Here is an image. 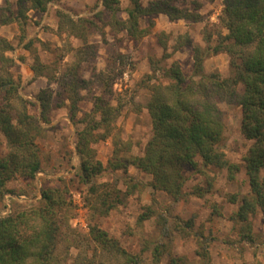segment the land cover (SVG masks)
<instances>
[{"label": "rangeland", "instance_id": "1", "mask_svg": "<svg viewBox=\"0 0 264 264\" xmlns=\"http://www.w3.org/2000/svg\"><path fill=\"white\" fill-rule=\"evenodd\" d=\"M153 1L158 0H140V4L146 8ZM118 2L117 22L103 12L100 0H60L49 4L46 12L28 11L24 22H16L17 0H0V38L11 45L12 50L7 55L15 63L10 70L20 80L19 94L33 105L29 111L35 116L39 115L37 97L41 92L51 95L47 113L50 122L42 124L43 134L36 141L42 172L33 180L16 177L6 184L4 196L13 197L8 199L10 212L36 206L41 190H65L70 206L61 251L68 247L69 262L83 253L89 257L96 253L88 238L91 224H96L130 254H141L146 249L143 258L148 260L147 249L158 239L157 226L154 219L138 222V218L145 207L153 206L159 214L168 212L172 223L175 222L172 219H179L182 225L192 221L191 229L173 232L172 257H181L186 264H264V210H257L245 224L232 220L240 199L249 191L242 160L251 142L241 134L238 106L219 105L225 126L219 149L230 164L239 167L233 180L229 179L226 169L194 171L188 168L185 196L173 204L165 193L150 188L149 175L134 167L113 170L110 166L115 154L125 158L143 155L151 131L146 110L149 88L170 82L164 72L173 63L186 78L191 77L194 48H205L209 37L214 45L218 33H225L219 24L222 0H179L180 9L191 10L194 3L200 5L197 22L171 21L165 14L143 17L140 27L146 34L138 40L130 38L120 24L126 20L125 11L131 0ZM58 12L73 20L93 21L94 26L86 32L85 39L77 38V32L70 34L69 30L59 29ZM33 66L39 67L46 77H35ZM204 71L227 77L228 56L221 53L208 58ZM74 73L78 81L75 88L78 102L73 108L75 116L70 120L67 111L70 103L66 100L68 94L64 85L72 81ZM97 98L104 99L115 109V118L106 138H102L105 135L102 130L93 132L97 141L90 146L105 167L95 179L96 183H115L122 191L127 189V184L137 185V188L123 205L106 216L91 219L87 203L90 196L77 176L76 143L77 134L86 125L93 127L100 119L93 107ZM233 196L236 197L234 203ZM5 207L0 197V216H6ZM246 235L251 239L245 238ZM201 246L207 249V260L200 256ZM102 259L105 264H122L115 258ZM159 264H169V255H163Z\"/></svg>", "mask_w": 264, "mask_h": 264}, {"label": "trees", "instance_id": "2", "mask_svg": "<svg viewBox=\"0 0 264 264\" xmlns=\"http://www.w3.org/2000/svg\"><path fill=\"white\" fill-rule=\"evenodd\" d=\"M60 0H17L16 22H24L28 11L44 13L49 4ZM213 2L214 0H204ZM223 8L219 17L221 30L217 41L211 45L210 37L206 47L193 50V71L186 78L179 66L173 63L164 72L170 80L166 85L149 88L150 97L146 110L150 119V138L143 155L125 158L116 156L111 163L113 170H126L134 167L149 175L150 188L163 192L173 204L185 196L186 172L206 168L226 169L229 179L239 167L230 164L219 149L225 126L219 105H236L241 110L240 131L246 141L251 142L245 156L243 167L248 180L249 191L240 199V205L232 220L247 223L257 210H264V0H222ZM118 0H100L103 12L110 20L117 22ZM179 0H158L143 8L140 0H131L125 11L126 20L121 22L126 34L133 40L141 39L146 31L140 27V19L156 14H165L171 21L186 20L197 22L199 6L180 9ZM102 12V13H103ZM7 24L6 22L2 23ZM60 30L77 32V38L85 39L86 32L94 26L86 19L73 20L58 12ZM85 44V42H84ZM11 45L0 38V197L4 199L5 186L16 177L33 180L42 172L40 151L36 143L43 134L42 124H48V111L51 95L41 92L36 102L39 115L30 113L33 105L19 94V78L10 69L14 60L7 54ZM224 53L229 58V73L223 77L218 72L205 73L204 62L215 55ZM78 67V66H77ZM31 70L35 77H46L39 67ZM77 74L64 85L70 103L67 111L70 120L74 118ZM81 82V81H80ZM43 93V94H42ZM94 112L99 120L94 126L86 125L77 136L76 153L79 157L78 178L87 187L91 219L109 214L124 204L137 185L127 184L122 191L114 183H96L105 167L96 159L91 144L97 140L93 132L102 130L106 138L114 121L115 109L104 99L97 98ZM83 123V122H81ZM106 136V137H105ZM131 182V181H130ZM65 190H41L40 202L33 207L12 211L0 216V264H105L103 257L115 258L122 264H159L163 255H169V264H186L181 257H172L173 232H185L193 227L192 221L183 222L165 213H157L153 206L145 207L138 222L154 219L158 239L144 252L133 255L124 250L119 243L101 230L96 224L89 225L88 238L96 253L90 257L76 256L71 262L67 258L68 247L61 251L65 232L66 214L70 205L65 198ZM10 195V194H9ZM16 196V195H14ZM236 197H231L235 201ZM251 239L249 236H245ZM203 259L208 258L207 249L201 246ZM103 256V257H102Z\"/></svg>", "mask_w": 264, "mask_h": 264}, {"label": "built area", "instance_id": "3", "mask_svg": "<svg viewBox=\"0 0 264 264\" xmlns=\"http://www.w3.org/2000/svg\"><path fill=\"white\" fill-rule=\"evenodd\" d=\"M9 198H13V197L10 195H5V197H4V202H5V206H6L5 211L3 213L4 215H8L10 213V204L8 203Z\"/></svg>", "mask_w": 264, "mask_h": 264}, {"label": "crops", "instance_id": "4", "mask_svg": "<svg viewBox=\"0 0 264 264\" xmlns=\"http://www.w3.org/2000/svg\"><path fill=\"white\" fill-rule=\"evenodd\" d=\"M17 58V59H16ZM15 60L17 61V62H21L20 60H18V57H15ZM21 64H22V62H21ZM12 199V198H11Z\"/></svg>", "mask_w": 264, "mask_h": 264}]
</instances>
